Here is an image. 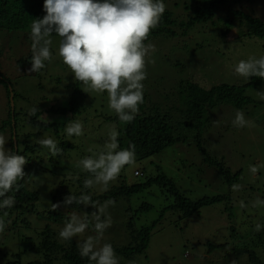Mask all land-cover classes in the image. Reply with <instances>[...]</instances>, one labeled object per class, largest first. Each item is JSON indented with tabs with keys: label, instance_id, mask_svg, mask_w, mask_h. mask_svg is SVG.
<instances>
[{
	"label": "rangeland",
	"instance_id": "374dc122",
	"mask_svg": "<svg viewBox=\"0 0 264 264\" xmlns=\"http://www.w3.org/2000/svg\"><path fill=\"white\" fill-rule=\"evenodd\" d=\"M184 1L189 0H165V4L178 18H184ZM238 8L264 21V0H241ZM197 29H189L184 35L171 38L160 35L146 42L155 45V51L149 57L154 62H149L146 67L144 94H155L157 104L153 106L152 98H147L145 105H139V113L142 110L153 113L155 108L171 110L174 102L169 98L175 99V93L179 90L176 84L181 80L195 81L205 88L222 82L243 84L247 80L234 74L235 65L250 56H264V37L241 35L242 28L238 22L226 27L223 20H218L213 25ZM52 40V62L39 73H28L30 61L26 64L18 61L31 54L30 32L0 29V124L8 117L9 99L11 110L14 106L18 115H25L37 106L42 111L41 115L50 121L44 124L47 130L44 126L33 127L28 123L24 126L25 131L35 134V141L29 143H34L36 153L42 159L29 183L40 195L39 211L50 210L51 203L61 202L70 192L81 194V191H86L91 195L105 192L99 187L83 189L87 174L77 163L91 154L89 149L93 152L103 150L110 131L118 132L122 125L119 119H113L117 115L108 107L107 93L91 91L74 80L71 70L58 54L60 37L53 35ZM76 83L86 95L83 100L85 110L81 115L46 112L50 106H68L64 91L72 92V86ZM6 87L13 93H9L8 97ZM257 92H264V79L260 84L246 89L251 103L242 109L225 102L216 104L208 111V119L201 129L203 147L213 159L221 162L224 170L229 171L230 183L225 171L223 174L217 165H210L204 160L203 152L197 149L194 141L197 132L186 129L180 132L183 141L164 147L149 158L138 159L136 156V165L126 166L119 178L111 183L109 190L119 185L121 178L133 183L162 172L174 181L182 194L193 201L220 193L228 195L223 201L203 206L189 215L176 208L169 209L174 197L155 184L116 200L115 206L108 209L111 226L102 241L111 243L114 248L127 245L130 241L127 234H131L135 228L149 226L159 217L142 252L130 259L116 253L120 257V264L133 260L137 264H232L234 260L236 264H264V229L260 232L254 230L255 222L264 224V214L259 209L250 208V201L257 196L264 199V167L255 177L249 173L250 164H264V100L259 98ZM236 110L245 113L250 121L249 126H232ZM178 116L179 112L176 113ZM73 119L80 120L84 125V134L80 137H68L63 130ZM54 128L58 129V133L53 131ZM7 134L8 129L3 133L8 142ZM40 137H51L59 147L61 141H70L74 147L65 148L62 156L54 157L36 143ZM5 147L10 149L8 145ZM135 169L142 173L134 176ZM234 183L243 185L242 190L233 192L231 185ZM53 196L55 200L51 198ZM240 200L249 204V208L241 210ZM97 201L103 202L100 198ZM143 204L150 206L142 209ZM90 208L84 205L80 209L61 206L56 210L66 216L71 212L83 216L85 212L90 214L94 210ZM66 220L60 223L61 228ZM87 235H94L91 225L84 234ZM84 236L74 239L77 241ZM220 244L225 245L209 249L211 245ZM6 245L7 254L3 256L4 252L0 253L4 259L22 250L24 243L13 236ZM34 256L33 250L22 251L20 259L25 263Z\"/></svg>",
	"mask_w": 264,
	"mask_h": 264
},
{
	"label": "clouds",
	"instance_id": "9594fccd",
	"mask_svg": "<svg viewBox=\"0 0 264 264\" xmlns=\"http://www.w3.org/2000/svg\"><path fill=\"white\" fill-rule=\"evenodd\" d=\"M167 5L164 0H44L43 18L32 19L30 25L31 67L28 73H39L53 60L51 45L53 35L60 37L58 54L62 62L71 70L73 79L81 82L91 91L107 93L108 107L116 113L119 121L131 123L139 113V105L144 103V84L147 79L146 67L149 57L155 51V45L145 43L151 30L158 27ZM234 74L249 80L251 77L264 79V56L241 59L235 65ZM264 100V92H257ZM39 112L37 106L29 110L30 116ZM38 121L48 124L50 121L40 115ZM232 126L244 128L250 125L245 113L236 110L231 121ZM68 137H80L84 134V125L78 119L70 120L63 128ZM119 133L112 130L103 150L93 152L81 158L77 166L86 173L83 189L99 187L108 191L126 166L136 165L135 145L120 148ZM7 140L0 134V233L7 226V209L15 205V197L9 195L19 190L21 181L31 177L24 171L28 159L18 152L6 148ZM36 143L47 149L51 156L64 154L51 137H40ZM264 164H250L249 173L256 176ZM140 175V174H137ZM243 185H231L233 192L241 191ZM73 204L91 206L90 214L83 216L71 212L58 236L61 242L84 236L89 230L94 235L77 240L81 258H87L89 264H120L111 243L103 242L106 230L111 226L109 207L116 201L107 199L102 203L93 201L92 195L81 191L79 196L70 192L61 202L51 203V209L61 206L69 208ZM241 210L249 204L239 201ZM251 209H259L264 214V199L257 196L250 201ZM264 224L254 223V230L260 232ZM128 264H137L129 261ZM232 264H236L234 260Z\"/></svg>",
	"mask_w": 264,
	"mask_h": 264
},
{
	"label": "trees",
	"instance_id": "16d2710c",
	"mask_svg": "<svg viewBox=\"0 0 264 264\" xmlns=\"http://www.w3.org/2000/svg\"><path fill=\"white\" fill-rule=\"evenodd\" d=\"M240 2L241 0L184 1L182 4L186 13L184 18H178L171 9L166 7L158 27L151 30L148 40L160 35L170 38L184 35L189 29L198 30L197 28L207 27L209 24L213 25L218 20H223L226 27L238 22L242 28L241 35L264 37V21L238 8V3ZM43 4L44 0H0V29L30 32L32 19L43 18L46 14L43 10ZM175 4L177 5L178 3ZM30 60L31 54L25 58H20L18 62L26 64ZM262 80L258 77H251L243 84L222 82L212 85L210 88H205L195 81L181 80L176 84L179 90L175 93V99L169 98L174 102L171 110L162 109L160 111L155 108L153 113L142 110L131 123L121 122L122 125L118 131L120 148H126L129 144H134L138 159H145L160 152L164 147L183 141L184 137L180 133L181 129L196 131L197 133H194V141L197 144V149L203 152L204 160L210 165H217L223 174L225 171L228 177L227 181L230 183L231 176L229 171L224 170L221 162L213 159L203 147L201 129L208 119V111L216 104L225 102L242 109L251 103L252 99L246 95L245 91L249 86L260 84ZM72 89V92L64 91L67 93L68 106H50L46 112L62 115L67 113L76 116L81 115L82 111L85 110L83 105V100L86 96L85 92L80 89L78 83L73 84ZM10 91L12 92L6 87L7 97ZM155 97V94L147 92L144 94V102L147 98H152V105L154 106L157 104ZM157 99L159 100V97ZM9 100L8 117L1 121L0 134H3L8 129V134L6 135L8 143L6 145L28 159V163L24 166V171L32 177L35 168L42 164V159L39 157V153H36L34 143H29L35 141V134L25 131L24 126L27 123L33 127L40 128L44 126L37 119L42 111L37 112L35 116H30L29 112H26L24 113L27 115L26 119L25 115H18L19 113L15 112L14 106L11 110ZM177 112L180 113L178 117H176ZM25 119L27 121L24 122L23 120ZM113 119L118 120V117L115 116ZM46 128L44 126V129ZM53 131L58 133L57 128H54ZM60 144L64 150L65 148L74 147L70 141L66 140L61 141ZM141 173L138 169L133 171L134 176H139L137 174ZM31 177H26L24 181L20 182L22 187L18 191L13 190L9 193V195L15 197L16 202L12 208L6 210L8 212L6 217L7 226L5 231L0 233V253L4 252L3 256L8 252L6 242H8L9 238L12 239L13 236H17L18 240L24 243V246L22 250L12 253L11 258L4 259L0 255V264H89L87 258L80 257L77 241L74 238L69 242H61L59 239L60 223H63L65 218L68 219V216L58 210H38V206L41 204L39 202L40 195L30 187ZM152 184L167 190L174 197V202L168 208L179 209L184 215L196 212L203 206L221 202L228 197V195L220 193L204 196L193 201L178 190L170 177L160 172L154 176H146L143 181L133 183L121 178L119 185L114 186L107 192L92 195V199L93 201H97L98 198L103 201L107 199L116 201L123 197L127 198L150 187ZM74 195L79 196L80 194L75 193ZM51 198L55 200L56 197L53 196ZM82 206L73 204L69 208L80 209ZM149 206V204H143L141 208L148 209ZM2 215L3 212L0 211V216ZM158 220L159 217L149 226H142L132 230L131 234H127L130 241L126 243L127 245L114 248L116 253L130 259L135 254L142 252L147 247L151 230ZM224 245H211L209 249ZM29 250H33L36 256L23 263L20 255L22 251L26 252Z\"/></svg>",
	"mask_w": 264,
	"mask_h": 264
},
{
	"label": "water",
	"instance_id": "95a60500",
	"mask_svg": "<svg viewBox=\"0 0 264 264\" xmlns=\"http://www.w3.org/2000/svg\"><path fill=\"white\" fill-rule=\"evenodd\" d=\"M11 94H13V93L10 92V95H11ZM11 98H12V96H11ZM12 105H13V102H12Z\"/></svg>",
	"mask_w": 264,
	"mask_h": 264
}]
</instances>
